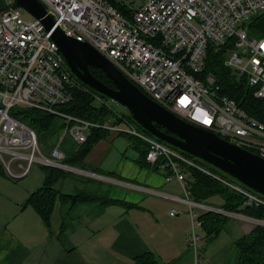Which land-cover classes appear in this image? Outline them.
<instances>
[{
  "label": "built area",
  "instance_id": "1",
  "mask_svg": "<svg viewBox=\"0 0 264 264\" xmlns=\"http://www.w3.org/2000/svg\"><path fill=\"white\" fill-rule=\"evenodd\" d=\"M38 1L52 18L54 28L90 45L150 100L184 122L264 159V124L223 95L213 75L203 74L209 47L224 49V67L244 76L254 90V98L264 104V38L249 37L243 28L244 22L264 11V0H143L139 6L129 8L128 17L107 0ZM22 11L15 7V0H2L0 162L7 175L23 177L33 164L68 173L76 171L63 164L66 154L58 146L44 154L35 131L10 115L15 108L35 109L54 116L77 146L86 141L91 129L124 133L139 140L146 149V163H161L159 166L181 186L184 199L160 196L187 205V243L196 264H200L202 243L198 233L203 225L200 214L211 212L229 218L234 214L220 206L193 201L185 168L200 171L238 193L246 206L264 207V196L231 177L211 171L148 132L138 131L134 124L129 123V129L123 131L117 128L116 120L91 123L63 112L60 107L70 103L72 91L81 86L68 71L50 32L33 17L31 21L24 20ZM95 102L102 106L107 103L98 96ZM114 112L119 118L123 113ZM12 164L20 170L19 174L13 173ZM179 213L173 209L170 216Z\"/></svg>",
  "mask_w": 264,
  "mask_h": 264
},
{
  "label": "crops",
  "instance_id": "2",
  "mask_svg": "<svg viewBox=\"0 0 264 264\" xmlns=\"http://www.w3.org/2000/svg\"><path fill=\"white\" fill-rule=\"evenodd\" d=\"M42 134L38 144L46 154L58 146L68 157L80 147L63 132L59 121ZM113 137L108 131L94 144L84 163L72 167L76 171L54 184V189L65 195L85 187H102L113 203L77 202L69 206L58 201L48 227L25 205L45 179L43 167L33 168V164L25 176L12 178L0 162V264H133L132 259L149 252L161 264H196L187 243V205L160 196L184 199L180 184L160 166H140L137 152L145 146L129 136L131 141L126 140L125 148L118 152L115 166L104 168L110 152H114ZM11 170L20 172L15 164ZM173 209L181 213L170 216ZM258 222L234 214L209 240L203 228L199 229V263L237 264L235 242Z\"/></svg>",
  "mask_w": 264,
  "mask_h": 264
},
{
  "label": "trees",
  "instance_id": "3",
  "mask_svg": "<svg viewBox=\"0 0 264 264\" xmlns=\"http://www.w3.org/2000/svg\"><path fill=\"white\" fill-rule=\"evenodd\" d=\"M107 2L125 17L129 16V8L133 5V2L127 3L123 0H107ZM1 5L2 0H0V6ZM243 28L246 30L249 37L264 38V11L244 22ZM225 57L226 51L224 49L215 50L214 48L209 47L203 74L213 75L217 84L220 86L223 95L234 100L238 107L248 116L264 124L263 102L254 98V90L249 87L244 76H237L224 67L223 61ZM88 69L100 82L108 87H113L111 81L101 70L93 67H88ZM80 86L81 88H76L72 91V99L70 103L60 107L63 112L91 123H102L108 117H114L111 111L95 102L96 96L107 99L105 96L92 90L83 83H81ZM127 114L122 113L120 118L115 119L116 123L126 121L131 124H136L143 132H146L131 118L129 112ZM10 115L32 128L37 135L47 131L54 121V116L35 109L15 108L11 110ZM157 127L160 128L159 126ZM107 133L108 131L101 129L89 130L86 141L77 151L66 157L63 164L70 167L81 166L94 144L101 138L105 137ZM129 138L137 140L132 136H129ZM137 141L140 142L139 140ZM160 142L170 146L163 141ZM178 151L189 158H193V156L180 150ZM145 155L146 149L144 147V150H140V158L138 159V164L140 166L147 165ZM160 164L161 163H157L154 166H159ZM204 164L211 171L229 177L211 165ZM43 169L46 173L45 179L42 185L29 195L25 205L30 206L35 211L46 227L50 224L51 214L58 201L68 204L69 206L74 205L77 202H98L101 205L113 203L108 197V192H105L102 187L95 189H86L85 187L83 190H79L74 194H60L54 189V184L68 172L47 167H43ZM185 174L187 176L186 180L188 183L190 198L193 201L207 204L206 201L209 198L215 196L220 197L222 200L220 207L226 212L264 222L263 206H246L244 204V198L241 195L200 171L187 167L185 168ZM200 219L203 222L202 228L206 232V239L209 240L217 236L229 217L213 214L211 212H204L200 214ZM235 245L239 252L237 264H264V225H256L250 233L238 239L235 242ZM132 261L133 264H161L157 257L151 252L137 256L132 259Z\"/></svg>",
  "mask_w": 264,
  "mask_h": 264
},
{
  "label": "water",
  "instance_id": "4",
  "mask_svg": "<svg viewBox=\"0 0 264 264\" xmlns=\"http://www.w3.org/2000/svg\"><path fill=\"white\" fill-rule=\"evenodd\" d=\"M15 7L39 20L45 30L50 32L51 39L58 46L71 74L92 90L124 107L146 132L264 196V159L214 133L184 122L150 100L90 45L54 28L52 18L46 15L38 0H15ZM88 67L101 70L114 88L96 79Z\"/></svg>",
  "mask_w": 264,
  "mask_h": 264
},
{
  "label": "rangeland",
  "instance_id": "5",
  "mask_svg": "<svg viewBox=\"0 0 264 264\" xmlns=\"http://www.w3.org/2000/svg\"><path fill=\"white\" fill-rule=\"evenodd\" d=\"M119 1H122V0H119ZM124 2H127V0H123ZM130 2H133V7L134 6H139L142 2H143V0H131ZM22 16H23V19L24 20H26V21H31V16L29 15V14H27L26 12H24V11H22ZM67 69H68V67H67ZM68 71H69V69H68ZM72 76H73V78L77 81V82H79L80 84L82 83L80 80H78L73 74H71ZM102 95V94H101ZM104 96V95H103ZM107 98V97H106ZM102 101H103V103L105 104L106 102L108 103V105H107V103L105 104V105H103V107H105L107 110H109V111H111L112 113H113V115H114V117H112L111 118V116L110 117H108L107 119H112L113 121H115V119L116 118H119L117 115H116V113L114 112V111H116L117 113L118 112H123V114H127L128 113V111L124 108V107H122V106H120L118 103H115V102H113V101H111V100H108V98L107 99H104V98H102ZM106 101V102H105ZM99 104V103H98ZM128 115V114H127ZM52 123H54V121L52 122ZM134 125H136V124H134ZM117 128L118 129H120V130H123V131H126L127 129H129V127H128V125L125 123V122H121V123H118L117 124ZM136 128H137V130L138 131H142L137 125H136ZM111 135H114V137L112 138V139H114V142H113V153L112 152H110V155L108 156V158H107V160H106V163H105V165H104V168H106V169H108V170H110V169H112L114 166H115V161H116V156H117V154H118V152H120L121 150H123L124 148H125V145H126V140L128 139L127 138V136H126V134H124V133H115V132H111ZM42 136H43V134L41 133V134H38L37 135V137H38V140H39V143L41 142V140H42ZM127 141H129V143H130V141L131 140H127ZM135 141H137V140H135ZM138 142V141H137ZM135 147V146H134ZM136 150V149H135ZM138 151V150H137ZM136 151V152H137ZM44 154H46V153H44ZM137 154H138V158L137 159H139L140 158V150L137 152ZM47 155V154H46ZM5 158V160H8V157L7 156H5L4 157ZM194 161H196V162H198L199 164H201V165H203V166H205V162H203V161H201V160H199V159H197L196 157H193L192 158ZM207 164V163H206ZM13 165V164H12ZM38 166H40V165H37V164H34L33 165V168H38ZM205 167H207V166H205ZM208 168V167H207ZM39 169V168H38ZM235 182V181H234ZM237 182V181H236ZM206 203H208V204H211V205H218V206H220L221 204H222V200H221V198L220 197H212V198H209L207 201H206Z\"/></svg>",
  "mask_w": 264,
  "mask_h": 264
},
{
  "label": "flooded vegetation",
  "instance_id": "6",
  "mask_svg": "<svg viewBox=\"0 0 264 264\" xmlns=\"http://www.w3.org/2000/svg\"><path fill=\"white\" fill-rule=\"evenodd\" d=\"M111 88V87H110ZM112 88H114V86L112 87ZM163 132H166L164 129H161Z\"/></svg>",
  "mask_w": 264,
  "mask_h": 264
}]
</instances>
